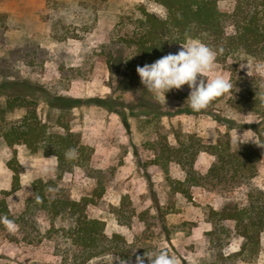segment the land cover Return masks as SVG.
<instances>
[{
	"label": "rangeland",
	"instance_id": "374dc122",
	"mask_svg": "<svg viewBox=\"0 0 264 264\" xmlns=\"http://www.w3.org/2000/svg\"><path fill=\"white\" fill-rule=\"evenodd\" d=\"M140 6L159 16L165 14L164 8L151 0H0V81L5 76H20L54 94L83 100L67 112L49 110V119L59 117L61 125L78 133L90 149L89 160L65 173L59 184L73 199L91 198L88 215L103 220L108 235L124 236L130 255L138 254L142 247L163 246L181 264H264V232L258 257L243 261L234 255L242 243L235 232V220L220 222L212 215V210L227 203L244 206L250 194L264 191V117L232 108L231 90L198 112L186 102L187 85L167 92L166 103L158 101L140 81L136 71L137 66H143L139 54L124 41ZM218 6L231 12L235 2L219 0ZM226 30L234 28L228 25ZM179 48L180 44L173 45L167 54ZM247 61L260 62L247 55L227 63L216 59L215 72L209 78L222 74L230 80L231 63L244 74L236 76L241 81L261 78L254 71L248 74ZM49 111L44 102L38 104L37 113L43 121L48 120ZM22 115V110H16L7 120ZM55 122L49 123L62 131ZM243 133L261 152L258 169L248 183L230 190L179 183L185 172L176 162L170 161L167 171L155 162L153 147L160 136L176 145L177 137L195 134L207 144L228 141L236 149L242 143L238 145L234 139ZM26 158L36 166H50V173L41 177L36 167L21 166L20 161ZM213 161L214 156L200 152L196 171L206 174ZM56 168L55 156L32 151L21 143L10 146L0 137V198H6L14 216L25 209L32 182L55 179ZM16 179L18 187L10 191ZM28 183L31 185L24 187ZM119 206H124L123 221L129 218V210H134L130 223L120 222ZM49 228L48 218L40 212L36 224L27 226L25 232L19 226L14 234L0 229V264H64L56 246L63 250L66 243L60 236H48ZM24 233L31 236L32 243L23 239ZM38 236L43 237L38 240ZM112 257V264H120L117 254L96 257L86 264H111ZM125 262L137 264L136 258Z\"/></svg>",
	"mask_w": 264,
	"mask_h": 264
},
{
	"label": "trees",
	"instance_id": "16d2710c",
	"mask_svg": "<svg viewBox=\"0 0 264 264\" xmlns=\"http://www.w3.org/2000/svg\"><path fill=\"white\" fill-rule=\"evenodd\" d=\"M151 1L162 6L165 14L159 16L140 6L132 31L124 38L128 46L135 47L142 65L151 64L166 55L171 46L184 41L186 34L216 50V59L221 63L237 60L241 55L264 61V0H233L235 6L231 12L222 11L218 6L219 0ZM228 25L233 26L232 32L226 30ZM229 68L233 85L230 106L238 111H252L264 117V103L259 99V94L264 92L260 87L262 78L253 76L241 81L236 76L244 74L238 70L237 65L231 63ZM40 102L47 105L48 111L67 112L79 106L83 100L54 94L43 85L20 76H5L1 79L0 137L10 146L21 143L32 151L55 156L57 176L47 180L38 178L32 182L31 195L26 199L25 209L18 216L10 212L6 198H0V216L6 215L13 219L21 231L25 232L27 226L36 224L38 213H44L50 222L48 236H60L66 243L63 250L59 244L56 246V252L60 253L64 264H86L106 254H117L128 261L143 256L146 251L156 250L142 247L136 256L130 255L124 236L119 233L108 235L105 222L88 215L87 207L92 202L91 198L73 199L61 187L59 180L65 173L71 172L76 166H83L89 160L90 149L81 142L78 133L66 124L61 125L59 117L57 120L49 119L50 111L48 120L40 119L37 113ZM16 110H22L23 115L15 120H7V116ZM49 122H55L63 130H54ZM69 148L77 149V159L65 158L64 153ZM153 148L157 151L155 162L164 171H167L168 163L174 161L185 172V179L179 183L211 188L220 186L228 190L248 183L256 175L261 155L253 143H242L233 149L228 141L207 144L195 134L177 137L176 145L170 144L165 136H160ZM202 151L214 156L206 174L195 169L196 158ZM17 187L16 179L10 191ZM49 188L52 191H47ZM123 207L119 206L116 213L121 223L128 224L134 210H129V218L123 221ZM212 213L220 222L235 220V232L242 238V243L234 255L243 261H254L260 253L261 234L264 232V191L250 194L244 206L227 203L220 210H212ZM57 220L62 224L57 225ZM212 225L215 226L213 219ZM0 229L5 230L2 224ZM36 231L40 235L39 230ZM23 239L33 242L29 234L24 233ZM145 264H148L146 258Z\"/></svg>",
	"mask_w": 264,
	"mask_h": 264
},
{
	"label": "clouds",
	"instance_id": "9594fccd",
	"mask_svg": "<svg viewBox=\"0 0 264 264\" xmlns=\"http://www.w3.org/2000/svg\"><path fill=\"white\" fill-rule=\"evenodd\" d=\"M179 43L180 48L176 53H168L151 64L137 66L136 71L147 91L162 103H166L167 92L173 89L180 90L182 86L187 85L190 92L186 102L193 111L198 112L206 109L213 100L231 90L233 85L222 74H214L209 78V74L215 72L218 55L211 46L187 34L184 41ZM247 68L250 76L254 71L264 80V61H247ZM260 87L264 88V83H261ZM259 99L264 103V92L259 94ZM244 133L239 134V138L234 139V142L238 145L246 143L249 139L243 138ZM64 155L67 160H74L78 158V151L76 148H69ZM20 164L21 166L30 164V170L36 167L41 177L48 175L51 171L50 166H36L30 158L21 160ZM28 185L31 184H25L24 187ZM47 191L50 192L52 189L49 188ZM37 199L39 201V197ZM0 224L11 234L18 230L16 222L6 215L0 216ZM145 258L148 264H181L177 256L171 255L163 246L154 251H146L143 256H137V264H145ZM113 259L112 257L111 264ZM120 264H126V262L121 259Z\"/></svg>",
	"mask_w": 264,
	"mask_h": 264
}]
</instances>
